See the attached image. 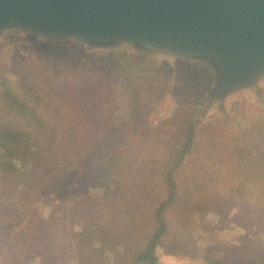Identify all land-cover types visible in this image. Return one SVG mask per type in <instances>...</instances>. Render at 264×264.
<instances>
[{
  "label": "rangeland",
  "instance_id": "374dc122",
  "mask_svg": "<svg viewBox=\"0 0 264 264\" xmlns=\"http://www.w3.org/2000/svg\"><path fill=\"white\" fill-rule=\"evenodd\" d=\"M7 18L3 20L0 12V114H4L3 90L21 94L25 98L23 101L28 106H35L36 110L40 109L39 102L59 104L63 116L72 123V116L65 113L69 105L100 101L98 103L102 106L106 102L116 115L141 123L142 129L147 128V132L152 131L154 134L150 139L154 140L153 144L148 150L140 146L136 152L133 150L134 158L141 156L140 162L155 159L157 154L159 156L164 151L162 145L155 143L158 137L161 138L157 133H163V144L167 143L168 146L169 142L165 141L178 130L174 125L178 117L187 118L188 122L195 121V147L174 172L175 197L167 199L158 174L152 180L155 183L158 181L156 202L161 200L166 203L165 218L170 236L182 246L176 254L158 249V264H207V257L218 262L215 264H264V65L251 68L247 66V61L238 59L223 72L218 61L228 67V54L234 47L231 44L225 45L223 53L216 57L202 45L178 43L172 50H166L164 45L136 43L124 37L120 31L86 39L78 30L67 32L62 28L57 30L56 27L44 28L39 25L34 28L28 20L15 16ZM53 49H58L59 55ZM52 51L57 61L50 64L43 58ZM65 59L71 60V63L82 60L84 70L98 65L116 70L110 71V80L104 82L110 88L105 85L107 88L102 87V76L105 77L106 72L101 67L97 68L101 78L96 77L98 80L93 79L90 84H85L86 88L91 86L95 94L80 98L66 96L60 89L67 86L77 89L85 76L81 75L82 70L72 68L70 70L74 73L64 76L57 74V78H54V69L58 73L65 70L55 64ZM153 67L165 72L163 79L154 83L147 81L151 75L148 70ZM29 70H33L32 74ZM119 70L131 74V81L144 90L139 93L141 96L137 102L142 106L127 111L129 114L123 113L131 100L125 99L120 93L122 79ZM34 95H39V100ZM50 119L47 129L52 125L57 126L52 121L60 122L55 118ZM12 121L23 130H29L27 122L30 120L20 118ZM65 129L70 127L62 122L56 132ZM71 141H74L73 137ZM46 146L49 151H55L56 146L51 137ZM96 147L102 149V138ZM109 153L116 152L111 150ZM127 153L118 150L115 156L118 159L114 158L112 163L126 160ZM123 154L125 156L120 158ZM135 160H132V165ZM151 162L150 168L158 166L156 161ZM90 166L93 167L94 163ZM123 170L127 172V167ZM74 180L69 181L74 185L64 189V194L66 190H69L70 195L75 189L81 192L79 179ZM137 185V181L130 185L125 195L128 198L125 201L120 199L118 202L122 204L117 208H111L115 203L106 200L102 217H99L101 226L102 220L109 218L110 212H122L124 221H130L127 213L134 219L131 226L120 221L121 225L118 222L111 229L121 230L122 234H126L127 230H151L148 222L156 223L150 217L152 206L148 205L144 193L141 194L143 199L139 200L137 195L142 190ZM44 186L47 187L48 183ZM88 191L92 194L96 192L93 188ZM31 196L34 198L31 203L14 201L20 200L15 194L0 199L5 201L4 208L0 209L1 219H13L11 212H18V209L24 217L0 223V230H31L30 226L37 225L40 220H43L39 227L41 230H81L76 225L81 217H75L72 223L70 219H63L65 215H72L73 205L65 203L61 204L62 207H56L52 220V217L49 218L52 205L47 201L40 202L36 194ZM52 197L55 204L61 201L58 193ZM10 201L14 202L6 210ZM142 204L146 209L141 212ZM137 220L141 222L140 228L137 227ZM1 234L0 264H5L6 255L11 257V251L19 255L23 247H14L10 231H1ZM60 235L62 241L70 237L68 232ZM188 246L194 250L189 251L191 249ZM40 249L35 251L36 254L41 252ZM45 261L41 257H34L33 261L26 264H44ZM71 264H74L73 260Z\"/></svg>",
  "mask_w": 264,
  "mask_h": 264
},
{
  "label": "trees",
  "instance_id": "16d2710c",
  "mask_svg": "<svg viewBox=\"0 0 264 264\" xmlns=\"http://www.w3.org/2000/svg\"><path fill=\"white\" fill-rule=\"evenodd\" d=\"M53 50L59 55L58 49ZM54 51L42 58L50 64L54 63L57 61ZM71 62L69 59L59 60L55 66L65 70L58 73V70L54 69L52 72L54 78H57V74L64 76L74 73L70 70L72 68L82 70L81 75L85 78L82 79L81 85L77 89L74 86L60 89L66 96L80 98L95 94L91 86L86 88L85 84H90L93 79L101 78L97 69L101 67L102 71L106 72V76H102V87L105 85L110 88L108 83L104 82L110 80L112 75L110 71L116 70L105 65L92 66L90 69L84 70L82 60ZM32 71L29 70V73L32 74ZM119 71L122 79L120 93L125 99L131 100L126 104L127 108L123 113L129 114L127 111L142 106L137 102L138 97L141 96L139 93L144 90H140L139 85H135L134 81H131L133 80L131 74L123 72L125 70ZM148 72H151V75L147 77V81H153V83L163 79L165 73L156 67ZM2 93L4 114H0V199L15 194L20 200L14 201L31 203L34 199L31 195L36 194L40 202L47 201L52 205L50 219L54 218L55 208L62 207L65 203L73 205L74 211L70 216L65 215L64 220L70 219L72 223L75 217H81V221L76 224L81 230L75 232L74 230H41L39 227L43 224V220H40L37 225L30 226L31 230H0V238L1 231L3 233L10 231L14 247H23L19 255L12 251L11 257L8 256L9 254L6 255L5 264H20L22 262L26 264L33 261L34 257L46 260L44 264H71L72 260L74 264H158V249L173 254L180 252L181 244L171 238L170 230H168V221L165 218L166 203L161 200L156 202L158 197H156L155 189L158 181L155 183L152 180L158 174L157 178L161 179L167 199L171 200L175 197L174 172L192 147H195L197 140L195 121L188 122V119L184 117L175 119L174 125L178 130L172 136L170 135V138L168 137V141H165L169 142L168 146H166L167 143L163 144V133H157L161 138L158 137L155 143L162 145L164 151H161L159 156L157 154L155 159L150 158L140 162L141 156L134 158L133 150L136 152L139 146L148 150L154 141L150 140L152 131L147 132V128L142 129L141 123H136L129 117L116 115L114 111H111L113 108L108 103H102L103 105L100 106L98 103L100 101L94 103L82 101L69 105L65 113L72 116L74 119L72 123L71 120L63 116L62 107L59 104L39 102L41 103L38 105L40 109L36 110L35 106H28L23 101L25 98L21 94H12L8 90H3ZM34 97L39 100V95H34ZM29 111H31V115ZM46 115L59 120L60 122L52 121L57 126L63 122L70 129L56 132V125L47 129V122L51 119ZM20 118L25 121L30 120L27 122L29 130H23L12 121L13 119L20 120ZM46 129L47 133H45ZM119 134L120 136L116 137ZM143 135L145 137H142ZM49 136L56 146L53 152L49 151L46 146ZM72 137L74 138L73 142L71 141ZM101 138L102 149L96 147ZM113 142L115 146H113ZM111 150L116 153L118 150L128 151L127 159L120 160L121 163H112L117 154L109 153ZM123 156L125 154L120 158ZM132 160H135L134 165L131 163ZM151 161H156L158 166L150 168ZM91 163H94L93 167L90 166ZM125 167H127V172L123 170ZM125 173L126 175H124ZM70 178L71 180H67ZM75 178L80 181L81 192L75 189L70 195L69 190H66L64 194V189L74 185L69 181L72 182ZM135 181L138 182V189L142 190L137 195L139 200L143 199L141 194L144 193L148 198V205L152 206L150 217L156 222L155 225L148 222L151 230H127L126 234H122L121 230L111 228L116 227L120 221L126 222L122 219L123 213L110 212L109 218H104L101 226L99 217H102L103 213L101 212L105 207L106 200L115 203L111 205V208L121 206L122 203L118 201H125L128 198L125 195L130 185ZM46 183H48L47 187L44 186ZM89 188H93L96 192L92 194L88 191ZM15 191L18 193H14ZM56 193L61 200L58 201V204L53 202L52 197ZM14 201H10L5 209L8 210L9 204ZM138 203L140 202L138 201ZM4 205L5 201L0 200V209L4 208ZM142 205H140L141 212L146 209V206ZM18 210V212L16 210L11 212L13 219L24 218L21 210ZM127 215L130 221L125 224L131 226V221L134 219L130 217V214L127 213ZM5 219L0 218V223L5 224L13 220L7 219V217ZM137 222L139 223L137 227L140 228L141 222L139 220ZM65 226L66 224L63 225V227ZM65 232H68L70 237L62 241L59 237ZM67 240L69 241L66 242ZM38 248H41V252L36 254L35 251ZM188 249L191 248L188 246ZM30 250L33 252L29 253ZM42 254L44 255L42 256ZM206 261L207 264L218 263L208 257ZM253 264H257V262Z\"/></svg>",
  "mask_w": 264,
  "mask_h": 264
},
{
  "label": "water",
  "instance_id": "95a60500",
  "mask_svg": "<svg viewBox=\"0 0 264 264\" xmlns=\"http://www.w3.org/2000/svg\"><path fill=\"white\" fill-rule=\"evenodd\" d=\"M0 12L3 20L78 30L86 39L120 31L166 50L202 45L216 57L231 44L228 67L218 61L223 72L238 59L251 68L264 65V0H0Z\"/></svg>",
  "mask_w": 264,
  "mask_h": 264
}]
</instances>
